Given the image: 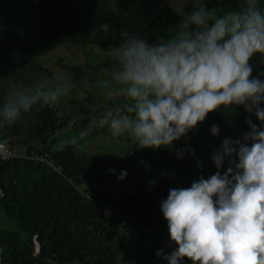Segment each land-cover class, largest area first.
<instances>
[{"label": "clouds", "instance_id": "9594fccd", "mask_svg": "<svg viewBox=\"0 0 264 264\" xmlns=\"http://www.w3.org/2000/svg\"><path fill=\"white\" fill-rule=\"evenodd\" d=\"M192 5L166 39L149 43L121 30L119 45L107 52L111 79L96 87L115 84L125 103L116 110L109 107L96 124L107 126L113 137L127 136L140 150L170 148L222 107L242 106L254 115L259 127L246 119L249 131L234 140L224 137L213 151L214 174L201 175L190 187L170 189L160 201L176 247L169 253L158 249L155 255L167 264H182L185 258L191 264H264V80L252 76L250 63L257 54L264 57V6L261 0H242L239 9L218 13L205 0H192ZM109 31L108 23L98 21L89 35ZM73 87L66 76L9 83L0 98V121L16 124L37 105L55 103ZM218 132L213 124L210 134ZM75 142V137L66 141ZM187 152L195 154L191 148ZM184 155L185 149L176 150L177 159ZM126 176L121 170L117 179Z\"/></svg>", "mask_w": 264, "mask_h": 264}, {"label": "trees", "instance_id": "16d2710c", "mask_svg": "<svg viewBox=\"0 0 264 264\" xmlns=\"http://www.w3.org/2000/svg\"><path fill=\"white\" fill-rule=\"evenodd\" d=\"M224 2L205 0L208 7ZM190 11L189 6L175 10L163 5L140 37L153 43L174 35L182 14ZM250 63L252 76L264 80V57L257 54ZM72 75L83 84L78 71ZM248 118L260 126L242 106L222 107L170 148L137 150L127 137L126 152L114 160L78 152L68 144L49 149L47 137L68 122L50 104L38 107L22 137L14 124L0 121V141L23 149L21 155L0 158V212L16 225L0 228V264H167L155 255L158 249L169 253L176 247L169 240L160 201L170 189L190 187L201 175L214 174L213 151L220 149L224 137L234 140L249 131ZM213 124L219 126L216 136L210 134ZM181 148L185 155L177 159ZM188 148L195 154L189 155ZM121 170L127 176L118 180ZM182 264L191 261L185 258Z\"/></svg>", "mask_w": 264, "mask_h": 264}, {"label": "crops", "instance_id": "0c3cea01", "mask_svg": "<svg viewBox=\"0 0 264 264\" xmlns=\"http://www.w3.org/2000/svg\"><path fill=\"white\" fill-rule=\"evenodd\" d=\"M165 4L192 10V0H0V95L46 75L40 66L93 75L122 29L140 35ZM98 21L110 31L92 37Z\"/></svg>", "mask_w": 264, "mask_h": 264}, {"label": "rangeland", "instance_id": "374dc122", "mask_svg": "<svg viewBox=\"0 0 264 264\" xmlns=\"http://www.w3.org/2000/svg\"><path fill=\"white\" fill-rule=\"evenodd\" d=\"M241 4L242 0H225L219 6L209 5V7H214L217 11L220 10L219 13H223L228 10L239 9ZM261 5L264 6V0H261ZM97 65L93 75L87 74V72L81 75L82 85H78L75 76L69 74L66 70H54V68L50 70L53 77H68L74 87L68 95L50 104L56 109L58 115L67 117L68 122L47 137L45 145L49 149L60 148L68 144L78 152L87 151L109 160L117 159L126 152L127 136L113 137L107 126L101 128L96 124V121L103 116L109 107L116 110L125 103V99L117 94L115 84L106 89L96 87L99 81L111 79L113 68L112 62L105 57L100 58ZM0 98H2L1 95ZM38 107L39 105L34 107L30 113L24 116L22 121L14 124L18 128V137L25 135V128L33 122L34 113ZM83 130L89 131L88 135L81 139L79 133ZM73 137L76 138L75 143H66ZM0 142L9 148L13 155L23 154L21 147H9L6 140ZM15 227L13 221L7 219L0 212V228L14 229Z\"/></svg>", "mask_w": 264, "mask_h": 264}, {"label": "built area", "instance_id": "2783aa9c", "mask_svg": "<svg viewBox=\"0 0 264 264\" xmlns=\"http://www.w3.org/2000/svg\"><path fill=\"white\" fill-rule=\"evenodd\" d=\"M13 156L12 152L3 143L0 142V158H8Z\"/></svg>", "mask_w": 264, "mask_h": 264}]
</instances>
